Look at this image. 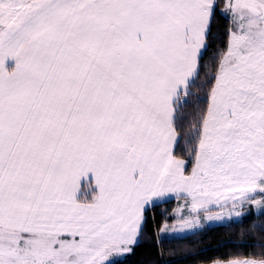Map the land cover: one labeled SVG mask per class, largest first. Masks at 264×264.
Segmentation results:
<instances>
[{
  "label": "snow or ice",
  "instance_id": "snow-or-ice-1",
  "mask_svg": "<svg viewBox=\"0 0 264 264\" xmlns=\"http://www.w3.org/2000/svg\"><path fill=\"white\" fill-rule=\"evenodd\" d=\"M172 195L264 210V0H0V264H114Z\"/></svg>",
  "mask_w": 264,
  "mask_h": 264
},
{
  "label": "trees",
  "instance_id": "trees-1",
  "mask_svg": "<svg viewBox=\"0 0 264 264\" xmlns=\"http://www.w3.org/2000/svg\"><path fill=\"white\" fill-rule=\"evenodd\" d=\"M228 28L229 20L217 8L210 24L208 49L200 61V77L191 86L188 112L197 108V97L203 96L201 86L207 78L205 73L210 71L214 54L226 44ZM186 148L182 137L174 152L183 156ZM176 203L172 199L149 206L138 243L130 253L113 261L114 264H201L215 259L243 258L261 251L253 245L264 244V230L253 225H264V215L255 212L241 220L205 226L182 236L162 237V226L177 220Z\"/></svg>",
  "mask_w": 264,
  "mask_h": 264
},
{
  "label": "crops",
  "instance_id": "crops-1",
  "mask_svg": "<svg viewBox=\"0 0 264 264\" xmlns=\"http://www.w3.org/2000/svg\"><path fill=\"white\" fill-rule=\"evenodd\" d=\"M174 150H175V148H174ZM86 182H87V178H85V183ZM257 198L259 199L260 197L257 196ZM172 199H175L177 201L176 207H175V210L174 211H175L176 215L182 219L183 222L185 220H191V219H197V220L198 219H204V221H206L205 222L206 223L205 224L206 226L215 225V224H221L222 223V222H209V221H207L206 218L209 215L216 216V215L219 214V215H222L224 218H226V216L229 217V215L231 214V216L233 217V219L232 220H228V221H233V220H241V219H243L244 217L250 215L253 212L259 214L262 211H264L262 209L257 208L256 205L251 204V203H247V202L245 204H243L242 206L241 205H237L235 208H233L232 205H231V202H229L223 208H219V207H217L215 205H211L207 209H201L198 214H194V213H192L190 211V208L188 206L189 203H190V201H186L183 198V196L177 197V196H174V195L157 199L154 204L160 203V202H164V201H168V200H172ZM236 213H240V216L239 217H236ZM223 223H225V222H223ZM163 226H162V228H163ZM189 233H191V232H189ZM138 241H139V239H138ZM136 244H134L131 247V251L133 250V248L135 247ZM131 251H129V252H122V253H125L124 255H127ZM115 254H117V253H114L113 255H115ZM201 264H212V261L211 262H208V263H201Z\"/></svg>",
  "mask_w": 264,
  "mask_h": 264
},
{
  "label": "rangeland",
  "instance_id": "rangeland-1",
  "mask_svg": "<svg viewBox=\"0 0 264 264\" xmlns=\"http://www.w3.org/2000/svg\"><path fill=\"white\" fill-rule=\"evenodd\" d=\"M176 207V206H175ZM175 210V209H174ZM175 216L177 217V220L172 222V223H166L163 228L160 231V234L162 237H167V236H182L185 234H188L189 232H193L196 230H199L201 228H204L206 225V221H204V219H191L188 221H193V226L192 227H188L184 224V222L182 221V219L180 217H178L174 211ZM207 219V218H206ZM228 217L226 216V218L222 221H209V222H229L228 221ZM198 221V224L195 223ZM208 221V220H207ZM234 221V220H233ZM205 225V226H204ZM125 253H117L115 255H112L110 257L111 261H115L119 258H123L125 255Z\"/></svg>",
  "mask_w": 264,
  "mask_h": 264
}]
</instances>
